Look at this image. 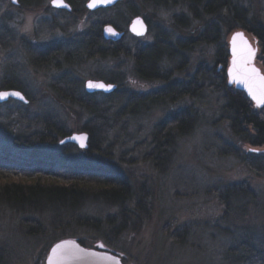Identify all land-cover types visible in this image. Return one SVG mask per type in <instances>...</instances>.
I'll use <instances>...</instances> for the list:
<instances>
[{
	"label": "rangeland",
	"instance_id": "rangeland-1",
	"mask_svg": "<svg viewBox=\"0 0 264 264\" xmlns=\"http://www.w3.org/2000/svg\"><path fill=\"white\" fill-rule=\"evenodd\" d=\"M49 1L20 8L0 0V89H9L8 83L28 100L0 103V152L112 170L128 181L132 196L121 207L87 201L74 210L0 203V264H44L51 244L65 238L114 252L123 264H258L238 260V248L250 240L264 251V145L246 143L232 131L218 59L220 48H228L235 11L245 23L264 27V0H228L213 14L203 11L204 3L219 0H125L93 12L84 8L87 0H73V14ZM134 15L148 24L142 37L128 31ZM105 23L125 32L124 52L82 55L89 27ZM147 46L163 50L152 71L160 77L136 72L135 54ZM258 53L252 63L261 69ZM200 70L205 77L197 80L195 95L139 101L168 83L194 80ZM88 79L116 85L108 98L92 93L105 116L99 120L60 95L74 87L76 95L86 93ZM130 98L139 104L122 116ZM178 111L192 113L194 124L176 138L165 168L156 170L146 157L153 129ZM49 119L66 135L90 132L99 149L60 144L64 136L54 133L42 138Z\"/></svg>",
	"mask_w": 264,
	"mask_h": 264
},
{
	"label": "trees",
	"instance_id": "trees-1",
	"mask_svg": "<svg viewBox=\"0 0 264 264\" xmlns=\"http://www.w3.org/2000/svg\"><path fill=\"white\" fill-rule=\"evenodd\" d=\"M73 0H70L71 3ZM195 4L202 0H191ZM217 0L204 3L203 11L207 14L216 13L218 10L228 6V0ZM29 3V1H28ZM131 13H134L131 11ZM233 22L229 27L232 30H243L251 34L256 41L259 50L258 60L264 72V27L253 26L245 23L241 14L235 11ZM82 47V46H81ZM82 55L98 56L102 58L115 57L124 52L119 45L105 41L101 35V28L89 27L87 38L84 40ZM81 49V50H82ZM162 49H141L136 53V72L143 78L160 77L152 72L153 64L157 63ZM218 59L221 63L220 79L225 91V108L233 113L230 121L232 131L240 136L242 140L253 146L264 145V105L256 107L245 93L230 85L225 74L228 65L229 54L227 50L220 48ZM205 72L199 71L187 83H168L156 93L144 96L151 102L160 100H175L185 95H195L201 89L197 84L198 79H204ZM5 88L11 89L10 84ZM72 90H62L60 95L67 101L75 103L83 108L96 120L105 117L103 110L92 102L94 95L80 93L75 94V87ZM115 93V92H114ZM113 94L104 95L106 98ZM139 104L130 98L128 105L121 111V115L135 111V105ZM194 124V116L188 111H178L171 118L159 122L153 129L151 137V148L147 159L156 170H163L168 164L176 138L187 134ZM247 127H251L250 133ZM46 134L43 137H50V133L65 136L66 131L60 123L55 120H44ZM87 151H97L98 145L93 144L92 134L89 132ZM99 135L101 132L99 130ZM103 137V136H101ZM131 187L128 181L112 170L91 167L85 165H56L45 160H29L14 156L7 152H0V203L7 204L15 209H38L42 207L63 208L74 210L87 201H99L106 204L123 206L131 198ZM137 207L142 206L141 199L137 201ZM140 210L142 208L140 207ZM123 215V213H122ZM123 225V224H122ZM121 225V227H122ZM121 229V228H120ZM241 256L240 261H254L264 264V251L255 248L250 240L239 245Z\"/></svg>",
	"mask_w": 264,
	"mask_h": 264
},
{
	"label": "water",
	"instance_id": "water-1",
	"mask_svg": "<svg viewBox=\"0 0 264 264\" xmlns=\"http://www.w3.org/2000/svg\"><path fill=\"white\" fill-rule=\"evenodd\" d=\"M12 4H16L17 0H9ZM122 0H89L86 3V7L89 10H95L100 7H111ZM92 4L93 6H89ZM52 5L55 7H61L70 9L69 5L64 0H52ZM131 34L142 37L147 33V25L144 20L136 16L134 17L128 27ZM236 34H242L237 36ZM102 35L104 39L111 41H118L122 37V33L118 31L112 24H105L103 26ZM247 42V46L245 44ZM255 42V47L252 48L250 41L244 35L243 30H234L228 42L227 52L229 54L228 65L225 70L227 81L230 85L242 90L245 95L252 101L254 106L262 107L264 102V89L261 87V82L258 77H264L262 69L252 63L253 58L256 55L258 47ZM248 47L252 50V55H248ZM252 69L257 71L254 73ZM89 82L94 84H103L105 87H89ZM111 87H107V86ZM116 88L113 83L105 82L103 80L88 79L84 83V90L87 94L92 93H112ZM0 93H6L7 95L0 98V103L6 102L9 99H15L23 103H27L23 93L17 89H0ZM19 93V95H14ZM89 135L87 132L71 133L64 136L59 143H72L81 149L88 148ZM56 245H61L59 249L53 252ZM51 257V264H123L119 255L114 252L97 249L87 248L83 246L79 241L72 238L60 239L51 244L44 264H49V258Z\"/></svg>",
	"mask_w": 264,
	"mask_h": 264
},
{
	"label": "flooded vegetation",
	"instance_id": "flooded-vegetation-1",
	"mask_svg": "<svg viewBox=\"0 0 264 264\" xmlns=\"http://www.w3.org/2000/svg\"><path fill=\"white\" fill-rule=\"evenodd\" d=\"M28 1H29V3H28ZM42 0H17V2H16V4H13V5H15V6H18V7H20V8H26L27 6H32V5H34V6H36V5H38L40 2H41ZM68 5H69V7H70V9H66V8H61V7H55V6H53L52 5V0H50L49 1V7H51V8H53V9H55V10H57V11H60V12H63V13H69V14H73V13H75L76 11H77V9L75 8V2L74 1H72L73 3H71L70 2V0H64ZM89 0H87L86 2H85V4H84V8L88 11V12H93V11H97V10H100V9H110V8H113V7H116V6H118L119 4H121L123 1H125V0H122V1H120V2H118L117 4H115L114 6H111V7H100V8H98V9H95V10H89L87 7H86V3L88 2ZM11 3V2H10ZM76 3H77V1H76ZM12 4V3H11ZM136 16H138V15H134L131 19H130V22H131V20L134 18V17H136ZM139 17H141L143 20H144V22L146 23V25H147V31H148V24H147V22H146V20L142 17V16H139ZM130 22H129V24H130ZM105 24H111V23H105ZM104 24V25H105ZM129 24H128V27H129ZM104 25H102L101 26V35H102V30H103V26ZM113 25V24H112ZM114 26V25H113ZM118 31H120L121 33H122V37L118 40V41H111V40H106V39H104V37H103V35H102V38L105 40V41H107V42H110V43H112V44H115V45H119L120 47V49H122L121 47H122V43H123V39H124V37H125V32L123 31V30H121L120 28H117L116 26H114ZM129 31V30H128ZM131 34V33H130ZM134 38H138V36H135V35H133V34H131ZM82 48V47H81ZM145 49H148L149 48V46H147V47H144ZM141 49H143V48H141ZM141 49H139V50H141ZM138 50V51H139ZM67 55H68V53H66ZM120 54V52L118 51V55ZM66 55V56H67ZM135 60H136V54H135Z\"/></svg>",
	"mask_w": 264,
	"mask_h": 264
},
{
	"label": "snow or ice",
	"instance_id": "snow-or-ice-1",
	"mask_svg": "<svg viewBox=\"0 0 264 264\" xmlns=\"http://www.w3.org/2000/svg\"><path fill=\"white\" fill-rule=\"evenodd\" d=\"M56 2V0H54V3ZM90 7L93 6L92 4L89 5ZM237 36H240L242 34H236ZM245 44L247 46V42L245 41ZM248 55L251 56L252 55V50L250 49V47H248ZM256 69H252V72H256ZM258 79L261 82V87L262 89H264V77H258ZM89 87H105L103 84H94L93 82H89ZM107 87H111L110 85ZM7 95L6 93H0V98H2L3 96ZM14 95H19V93H14ZM262 95H264V93H262ZM261 102H264V99H261ZM61 247V245H56V247L53 249V252H55L57 249H59ZM49 264H51V257L49 258Z\"/></svg>",
	"mask_w": 264,
	"mask_h": 264
}]
</instances>
